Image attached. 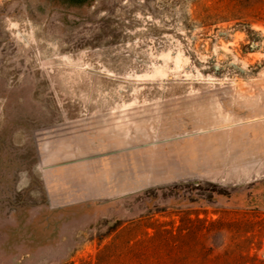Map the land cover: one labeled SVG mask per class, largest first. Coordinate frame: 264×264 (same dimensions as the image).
<instances>
[{"label":"rangeland","instance_id":"1","mask_svg":"<svg viewBox=\"0 0 264 264\" xmlns=\"http://www.w3.org/2000/svg\"><path fill=\"white\" fill-rule=\"evenodd\" d=\"M0 264H264V0H0Z\"/></svg>","mask_w":264,"mask_h":264}]
</instances>
